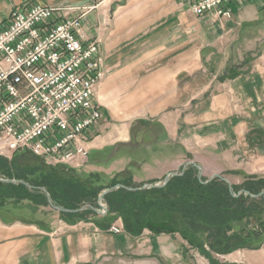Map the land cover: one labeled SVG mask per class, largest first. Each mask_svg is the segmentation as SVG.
<instances>
[{
    "label": "crops",
    "instance_id": "crops-1",
    "mask_svg": "<svg viewBox=\"0 0 264 264\" xmlns=\"http://www.w3.org/2000/svg\"><path fill=\"white\" fill-rule=\"evenodd\" d=\"M28 1L0 0V28ZM35 1L82 15L83 34L101 42L106 77L97 97L109 116L108 105L116 101L127 107L151 106L150 120L160 126L162 143L174 144L173 138L181 136L183 151L196 158L204 175L234 171L264 177V52L259 57L248 54L252 49L241 51L243 63L217 70L210 83L207 71L197 65L205 60L207 47L213 42L216 47L219 32L231 20L214 23L219 27L213 37L201 32L209 20L195 16L187 0ZM223 59L218 57L220 63ZM95 128L89 133L91 150L128 147L122 127L100 135L102 140L93 136ZM98 141L105 145L98 148ZM130 161L128 155L121 156L115 162L121 166L113 165L108 175L123 171L122 165ZM28 211L34 216L23 213L12 221L0 217V264H124V255L163 253L159 241L151 242L150 252L141 253L140 245L127 235L102 232L89 219L67 223L57 212L36 205ZM178 247V264H186ZM225 264H264V244L256 250L234 251Z\"/></svg>",
    "mask_w": 264,
    "mask_h": 264
},
{
    "label": "built area",
    "instance_id": "built-area-1",
    "mask_svg": "<svg viewBox=\"0 0 264 264\" xmlns=\"http://www.w3.org/2000/svg\"><path fill=\"white\" fill-rule=\"evenodd\" d=\"M246 1L187 0L195 16L219 24ZM72 11L30 0L0 28V158L27 151L54 165L87 163L89 133L104 118L97 92L106 59Z\"/></svg>",
    "mask_w": 264,
    "mask_h": 264
},
{
    "label": "rangeland",
    "instance_id": "rangeland-1",
    "mask_svg": "<svg viewBox=\"0 0 264 264\" xmlns=\"http://www.w3.org/2000/svg\"><path fill=\"white\" fill-rule=\"evenodd\" d=\"M262 1L263 2L258 3L252 0L249 1L247 0L242 8L237 7L236 5L232 7V9L234 10V16L232 20L229 21V23L224 27L223 33L219 32L221 39L217 42L216 47H214L215 45L213 42L212 43L213 45L207 47L204 50V54L206 58L205 60H203L202 63L198 61L197 64L199 67L202 68L201 72H203L204 70L207 71L208 83L214 80L213 78L214 73L217 70H221V69L226 70L227 68L230 69L229 65L231 62L233 65H236L238 63H243L242 59L239 60V55L241 51L252 49V51L249 52L248 54L252 53L259 57L262 55L261 51L264 52V49L262 50L264 46V0ZM213 24L214 23L210 21L209 22L206 21V25H204L206 28L204 30H201V32L203 33L207 32L208 33L207 35L212 34L214 37L215 35H217L216 29L219 26ZM210 31L211 33H209ZM209 40L212 41L214 39H209ZM219 55L223 56V58L224 57L226 58V60L223 59V63L222 62L220 63L218 61V57H220ZM207 56H208V60H207ZM201 72L197 73L196 76H200ZM108 107L111 110L110 113L111 116L107 114L108 110L107 107H105V110L107 112L104 111L105 112L104 118L96 126L95 129L97 130V132L96 134L94 133L93 136L95 135L94 137H99L100 135L102 136L105 134H109L107 133L109 130H113L114 128H118L120 126L123 128V131L126 134L127 139H129L130 141L126 145L128 147H124L120 144H116L115 146H110L109 150H105V151L91 150L85 167L77 168V167L66 166V169L69 170L68 172H75L78 175H83V177L85 178L87 176L98 174L101 176L102 179L101 184L103 186V190L101 191V193L98 194V206L94 207L91 204H85L82 205L80 209H76V210L77 211L80 210L78 212L92 210L94 213H96L95 215L96 217L88 215L87 218L95 222L96 225L100 227L102 232L111 235H122V234L127 235V237H130L133 241H136L140 245L139 251L141 253L150 252L152 241H157V242L159 241V243H161L163 251L161 250L159 251L163 252L162 254L157 253L156 250L152 254H147L142 256L124 255V259H127V261L124 264H178V262L181 261V256L179 254L180 250L178 247L179 245L183 251L186 264L227 263L228 255H230L234 251L228 254L219 255L210 251L208 247L206 249L203 248L202 244L205 239L203 234L200 237L196 238L186 233V229L181 217L176 214L156 216V220L154 219V223L152 226L154 228H160V226H162L161 228L163 230L162 232L156 233L155 231H152L151 227H146L143 229L142 234L140 236L130 234L128 231L125 230L122 219H117L116 221H112L108 217H105L109 212V205L105 200V197L107 194L112 193L113 191H117L120 188H124L132 192L150 189V188H146V189H141V188L147 184L155 185L158 183H163L166 176L170 173L177 172L179 173V175L177 176H182L186 173V171H188L190 167H196L198 169L199 171L198 178L200 181H203L204 184H209L215 179H221L227 184L229 191L235 197H239L240 194L244 193L243 191L237 193L236 192L237 190L233 189L234 185L243 187L242 184L246 180V179L244 180L243 176H254L257 179H261V178L264 179V177H260L257 175H245V174H240L238 172L235 173L234 171H227L226 173L224 172L223 175L222 174H215L213 176L204 175L203 169L199 164V162L196 160V158L192 156L189 157L188 153L186 151H183V147L180 144V141H182L181 136H175L173 138L174 144L170 143L165 145L162 143L164 141V137L163 136L159 137V135L162 134V130L160 126L156 125L155 123H152V121L150 120L152 119L151 115L154 114L150 110L151 106H141L139 104L138 105L134 104L133 106H130L131 107L130 108L129 106L128 107L123 106L122 104L119 105L116 101V103L113 102L110 105H108ZM127 109H129V112L126 111ZM178 122L181 125L182 122L181 118H179ZM206 123L209 124L212 122L211 120H208ZM108 126L109 129H107ZM157 131H160V133L156 134ZM101 138L103 137H99V139ZM100 142L101 141L96 142L97 143L96 146L98 148L105 145V144L103 145L100 144ZM123 155H128L131 158V161L129 163H126V165H122L125 166V169L123 171L114 173V175L111 176L108 175L111 172L109 168L115 165L117 159H119ZM2 159L6 160L3 161L6 164L1 163L2 165L0 166V180H18L17 179L18 175H20L21 178L23 177L21 170H23V173L27 174L28 176L32 174L34 177H37V175L35 174L36 171L42 170L43 167L58 168L62 166V165H54L49 161L37 157L33 155L31 152H27V151H19L14 154L8 155V157H2ZM8 164L10 166H8ZM41 164L43 165V167L41 166ZM120 166L121 165L119 163L115 165L116 168ZM198 167H200L202 171L201 178H200V170ZM11 171H14L13 175L14 177L16 176L14 179L8 178ZM126 172L128 177L131 176L132 178L131 181L132 184H130L132 186L127 187L126 185H116L112 187L114 188L112 191L105 193L107 190L112 189L109 188V186L111 185V182L113 181L114 178L117 179L118 182H124L127 178V176H124V173ZM172 178L173 177H171L170 180ZM223 178L228 180L230 182V185ZM30 179L31 178L29 177L28 181ZM0 183L8 184L3 181H0ZM36 183L38 184L39 181H37ZM14 185H19V184H14ZM87 187H88L87 189H81L79 184L71 182L68 185H66V189H67L66 192L70 193V191H73L72 195L74 194V192L75 194L78 193L77 196L75 197L73 196V199H76L77 197H81L80 199H82V197L85 196L87 192L93 193L89 184ZM39 189L42 192V197L41 196L37 197L39 198V201L42 202L46 201L45 197H43L45 194L50 204V206L45 208H49L50 210L57 212V214H60V217L64 221H66V219L61 216L62 212H59L58 210L53 208V206L56 205H54V203L50 199V195L49 196L47 195L48 191L41 187ZM82 191L84 193H82ZM15 195L17 196L19 195V197H17V199L15 200L2 199L5 197H14ZM31 195H39V194L33 192L30 189L25 191L22 187H20L19 189H15V188H6V186L4 187L0 186V217L4 218L7 221H12L16 218H22V216H24L23 213L30 214L31 212L28 211V209L31 208V206L32 208L33 206L35 207V204L33 202L28 204L27 201L24 200L20 202V199L23 197L30 198ZM89 196L91 197V194H89ZM101 196H103V198L100 200ZM261 196H264V187L260 189L259 194L256 197H261ZM87 206H89V208H86ZM83 208L85 209L81 211V209ZM76 210H70L69 213H77L74 212ZM32 211H34V209ZM30 215L34 216V214L32 213ZM68 221L66 222L70 223ZM115 224H117L119 227L122 228L121 233L119 234L110 233L109 231L110 227H112ZM233 225L235 231L243 230L245 229L244 227L246 226V221L242 220L240 222L234 223ZM141 228L142 226L138 228V231ZM253 244L257 245L254 242Z\"/></svg>",
    "mask_w": 264,
    "mask_h": 264
},
{
    "label": "trees",
    "instance_id": "trees-1",
    "mask_svg": "<svg viewBox=\"0 0 264 264\" xmlns=\"http://www.w3.org/2000/svg\"><path fill=\"white\" fill-rule=\"evenodd\" d=\"M3 161L6 160L0 158V166L1 163L6 164ZM42 164L43 167L44 164ZM8 166L10 165L8 164ZM68 171L63 165L58 168L43 167L42 170L36 171L37 177H34L32 174L30 176L24 174L21 170L23 177L18 175L17 179L30 184V188L23 184L14 185L10 183H0V186L15 189L22 187L25 191L32 190L39 195H31L30 198L23 197L20 202L22 200L33 202L37 207L50 206L45 194L43 196L45 202L39 201L37 198L42 197L40 187L48 191L50 199L57 207L66 210L80 209L85 204L97 207L98 194L103 190L101 176L96 174L85 178L83 175ZM198 173L196 167H190L184 175L173 177L166 186L160 189L132 192L120 188L113 191L105 197L109 205V212L105 217L112 221L122 219L126 231L132 235L140 236L146 227H151L152 231L156 233L163 231L162 226L160 228L152 226L157 215L176 214L181 217L186 233L196 238L203 234L205 239L203 238L202 247L205 249L208 247L210 251L216 254L224 255L239 249L256 250L261 248L264 244V196H256L264 187V179L244 176V180H246L242 184L243 187L233 186L237 193L240 191L244 193L235 197L221 179H215L209 184H204L203 181L199 180ZM13 174L14 171H11L8 178L14 179L16 176L14 177ZM124 176H127L124 182H118L114 178L109 188L116 185L132 186L130 185L132 184L131 176L128 177L127 172L124 173ZM29 177L31 179L28 181ZM37 181H39L38 184ZM71 182L79 184L81 189H87L89 184L93 193L87 192L82 199H80L81 197L73 199V196H77L78 193L75 194L74 192L72 195L73 191L66 192V185ZM82 193L84 192L82 191ZM17 197L19 195L2 199L15 200ZM88 215L96 217V213L92 210L61 213V216L66 221L69 220L70 223L87 220ZM242 220L246 221L245 229L235 231L233 224ZM140 226L142 228L138 231ZM253 242L257 245H254Z\"/></svg>",
    "mask_w": 264,
    "mask_h": 264
},
{
    "label": "water",
    "instance_id": "water-1",
    "mask_svg": "<svg viewBox=\"0 0 264 264\" xmlns=\"http://www.w3.org/2000/svg\"><path fill=\"white\" fill-rule=\"evenodd\" d=\"M230 68H232V66H233V64H232V62L230 63ZM199 168V170H200V178H201V175H202V171H201V168L200 167H198ZM177 175H179V173H177V172H174V173H170V174H168L167 176H166V178H165V180H164V182L163 183H158V184H155V185H152V184H147V185H144L141 189H146V188H150V189H156V188H162V187H164V186H166V184L169 182V180H170V178L171 177H174V176H177ZM212 179V178H211ZM224 179V178H223ZM229 185H230V182L228 181V180H226V179H224ZM0 181H3V182H6V183H11V184H23V185H26V186H28V187H31V185L30 184H28V183H26V182H24V181H22V180H0ZM114 188H112V189H110V190H107L105 193H107V192H109V191H112ZM48 196H49V194H47ZM103 198V196H101L100 197V200ZM51 202V201H50ZM53 208L54 209H56V210H58L59 212H62V213H64V212H66V213H69V211L70 210H66V209H62V208H59V207H56V206H53ZM86 208H89V206H87ZM85 208H83V209H81V211L82 210H84ZM78 211H80V210H78ZM77 210L76 211H74V212H78Z\"/></svg>",
    "mask_w": 264,
    "mask_h": 264
}]
</instances>
